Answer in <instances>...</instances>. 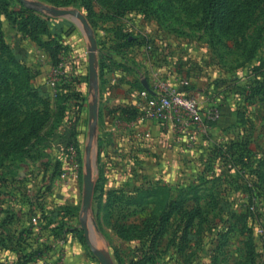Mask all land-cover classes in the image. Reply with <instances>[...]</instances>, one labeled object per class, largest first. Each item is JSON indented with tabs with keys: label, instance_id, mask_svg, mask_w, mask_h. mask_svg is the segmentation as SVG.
<instances>
[{
	"label": "rangeland",
	"instance_id": "rangeland-1",
	"mask_svg": "<svg viewBox=\"0 0 264 264\" xmlns=\"http://www.w3.org/2000/svg\"><path fill=\"white\" fill-rule=\"evenodd\" d=\"M25 1L0 0V264H264V0ZM146 66L221 114L173 173L129 129Z\"/></svg>",
	"mask_w": 264,
	"mask_h": 264
},
{
	"label": "built area",
	"instance_id": "built-area-1",
	"mask_svg": "<svg viewBox=\"0 0 264 264\" xmlns=\"http://www.w3.org/2000/svg\"><path fill=\"white\" fill-rule=\"evenodd\" d=\"M62 63L57 70L59 77L68 76L65 62ZM146 68L145 86L130 97L128 107L135 116L129 129L134 140L150 144L154 137L149 126H154L159 148L169 156H164L162 170L173 173L185 159L200 160L207 148L206 141H210L211 124L221 114L214 108H205L201 94L192 90L187 78L168 74L162 68Z\"/></svg>",
	"mask_w": 264,
	"mask_h": 264
},
{
	"label": "water",
	"instance_id": "water-1",
	"mask_svg": "<svg viewBox=\"0 0 264 264\" xmlns=\"http://www.w3.org/2000/svg\"><path fill=\"white\" fill-rule=\"evenodd\" d=\"M20 1L23 2L25 5H27V2L25 0H20ZM53 11L58 16L63 15V14H69L72 16L74 15L73 11H57V10H53ZM77 16L81 20L84 28H87V24L85 23L83 17L80 15H77ZM90 40H91L90 61H92V58H93L92 50L94 48V40L92 38H90ZM91 72H92V68H91ZM142 82H143V85L145 86V80H143ZM92 116H95L94 112H93ZM92 189H93V184L91 182L90 175H87L84 178V196H83V200H82V211L83 212H86L88 210V207H89V204L91 201V197H92ZM82 229L84 231L85 239H86L88 245L90 247H92L93 245H92L91 241L89 240L88 230L85 227H83ZM95 256L97 257L99 264H111L104 253H102L100 251H95Z\"/></svg>",
	"mask_w": 264,
	"mask_h": 264
},
{
	"label": "trees",
	"instance_id": "trees-1",
	"mask_svg": "<svg viewBox=\"0 0 264 264\" xmlns=\"http://www.w3.org/2000/svg\"><path fill=\"white\" fill-rule=\"evenodd\" d=\"M68 26H71V24L70 23H66ZM64 25H65V23L64 24H62V23H59V22H53V23H51V30L54 32V34H57V35H59V34H63L64 36H68V35H70V31L68 30V31H66V29L64 28ZM61 78H63V79H65V78H67V76H64V77H61ZM141 88H142V86H141ZM140 88V89H141ZM131 111V114L130 115H132L133 117L135 116V112L133 111V110H130ZM206 146H207V148H206V151L208 150L209 151V148L211 147L210 146V141L208 140V141H206ZM212 149V148H211ZM210 149V150H211ZM204 151V150H203ZM205 152V151H204ZM203 152V153H204ZM202 153V154H203ZM203 156V155H202ZM200 160H202V157L200 158Z\"/></svg>",
	"mask_w": 264,
	"mask_h": 264
},
{
	"label": "crops",
	"instance_id": "crops-1",
	"mask_svg": "<svg viewBox=\"0 0 264 264\" xmlns=\"http://www.w3.org/2000/svg\"><path fill=\"white\" fill-rule=\"evenodd\" d=\"M70 36L66 37V40L69 38ZM150 129H151V132H152V135H153V139L152 141L150 142V144H147V143H144V145L150 150V151H162L160 148H159V145H158V140H157V131L155 129L154 126H149ZM163 156H165V154L163 153Z\"/></svg>",
	"mask_w": 264,
	"mask_h": 264
}]
</instances>
